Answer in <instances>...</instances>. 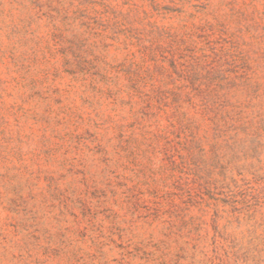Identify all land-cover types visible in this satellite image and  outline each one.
<instances>
[{"label":"rangeland","instance_id":"374dc122","mask_svg":"<svg viewBox=\"0 0 264 264\" xmlns=\"http://www.w3.org/2000/svg\"><path fill=\"white\" fill-rule=\"evenodd\" d=\"M0 264H264V0H0Z\"/></svg>","mask_w":264,"mask_h":264}]
</instances>
